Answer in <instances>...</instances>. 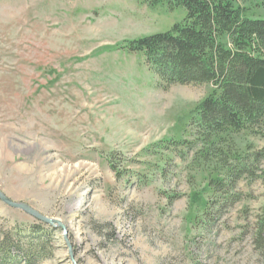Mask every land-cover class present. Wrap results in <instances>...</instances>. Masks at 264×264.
<instances>
[{"label":"rangeland","instance_id":"rangeland-1","mask_svg":"<svg viewBox=\"0 0 264 264\" xmlns=\"http://www.w3.org/2000/svg\"><path fill=\"white\" fill-rule=\"evenodd\" d=\"M242 4L264 20V0ZM186 18L150 0H0V191L64 226L0 200V243L41 227L39 264H264V126L204 144L191 118L213 87L166 86L123 48Z\"/></svg>","mask_w":264,"mask_h":264},{"label":"trees","instance_id":"trees-1","mask_svg":"<svg viewBox=\"0 0 264 264\" xmlns=\"http://www.w3.org/2000/svg\"><path fill=\"white\" fill-rule=\"evenodd\" d=\"M150 1L153 6L183 7L185 22L170 32L126 42L123 48L143 53L149 69L166 86L213 87L191 118L204 144L219 146L242 132L257 134L264 126V20L251 18L249 7L242 4L248 0ZM213 182V187L222 183ZM41 229L36 227L34 233L42 235L30 240L18 231L16 243L14 233H3L0 264L40 262L50 238Z\"/></svg>","mask_w":264,"mask_h":264},{"label":"water","instance_id":"water-1","mask_svg":"<svg viewBox=\"0 0 264 264\" xmlns=\"http://www.w3.org/2000/svg\"><path fill=\"white\" fill-rule=\"evenodd\" d=\"M0 200L4 204L8 205L9 207H11L13 209H18V210L24 211L28 215L32 216L33 218H35V219H37V220H39L45 224H48L51 226L58 225L59 227L64 228V226L62 225L61 222L55 221L52 219H48V218L40 215L39 213H37L36 211H34L32 208L28 207L27 205L14 203L12 200H10L8 197H6L1 191H0Z\"/></svg>","mask_w":264,"mask_h":264}]
</instances>
